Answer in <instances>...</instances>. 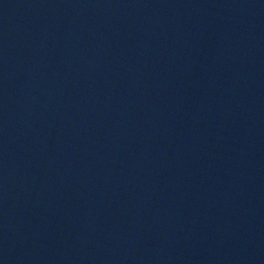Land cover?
<instances>
[{
    "label": "water",
    "instance_id": "obj_1",
    "mask_svg": "<svg viewBox=\"0 0 264 264\" xmlns=\"http://www.w3.org/2000/svg\"><path fill=\"white\" fill-rule=\"evenodd\" d=\"M0 264H264V0H0Z\"/></svg>",
    "mask_w": 264,
    "mask_h": 264
}]
</instances>
